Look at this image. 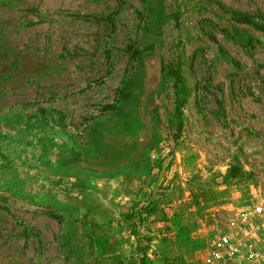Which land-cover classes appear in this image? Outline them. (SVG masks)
Returning a JSON list of instances; mask_svg holds the SVG:
<instances>
[{
	"label": "rangeland",
	"instance_id": "374dc122",
	"mask_svg": "<svg viewBox=\"0 0 264 264\" xmlns=\"http://www.w3.org/2000/svg\"><path fill=\"white\" fill-rule=\"evenodd\" d=\"M214 1L264 16V0ZM256 204L264 33L203 0H0V264H200Z\"/></svg>",
	"mask_w": 264,
	"mask_h": 264
},
{
	"label": "built area",
	"instance_id": "2783aa9c",
	"mask_svg": "<svg viewBox=\"0 0 264 264\" xmlns=\"http://www.w3.org/2000/svg\"><path fill=\"white\" fill-rule=\"evenodd\" d=\"M200 264H264V205L227 215Z\"/></svg>",
	"mask_w": 264,
	"mask_h": 264
},
{
	"label": "trees",
	"instance_id": "16d2710c",
	"mask_svg": "<svg viewBox=\"0 0 264 264\" xmlns=\"http://www.w3.org/2000/svg\"><path fill=\"white\" fill-rule=\"evenodd\" d=\"M204 2L213 4L221 13L228 17V20L236 25H243L251 28L253 31H258L264 33V16L249 15L245 12H241L234 9H229L224 7L222 4L214 0H203ZM224 37L233 39L234 37L229 34L225 29L220 30ZM248 39H252L251 36H248ZM248 45V44H247ZM244 47V46H243ZM127 53H129V59L132 60L138 54V52L132 51L130 47L126 48ZM160 78L163 80H169L171 83V88L173 90V111L172 115L168 119V127L172 129L174 134L177 135L181 131V108L185 104V101L188 97V89L185 85L184 78L181 73V63L179 61L168 62L161 65L160 68ZM105 109H113L112 106H106ZM152 120L156 123V115H153ZM237 172V168L231 166L229 168V176L233 177ZM153 211V205H146L141 207L136 212V217L140 219L142 213H145L147 216L151 215ZM143 257L138 258L136 262H131L130 264H145ZM116 264H122L121 261H117Z\"/></svg>",
	"mask_w": 264,
	"mask_h": 264
}]
</instances>
